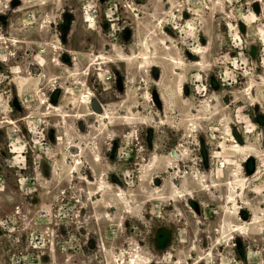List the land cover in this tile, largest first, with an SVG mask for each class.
<instances>
[{
    "label": "rangeland",
    "instance_id": "obj_1",
    "mask_svg": "<svg viewBox=\"0 0 264 264\" xmlns=\"http://www.w3.org/2000/svg\"><path fill=\"white\" fill-rule=\"evenodd\" d=\"M0 264H264V0H0Z\"/></svg>",
    "mask_w": 264,
    "mask_h": 264
},
{
    "label": "bare ground",
    "instance_id": "obj_2",
    "mask_svg": "<svg viewBox=\"0 0 264 264\" xmlns=\"http://www.w3.org/2000/svg\"><path fill=\"white\" fill-rule=\"evenodd\" d=\"M94 114V113H93ZM104 118H108V117H104ZM235 231V230H234ZM134 261H136V260H134Z\"/></svg>",
    "mask_w": 264,
    "mask_h": 264
}]
</instances>
